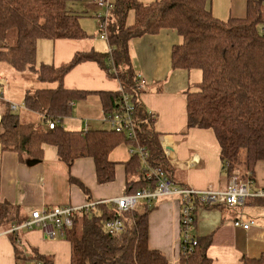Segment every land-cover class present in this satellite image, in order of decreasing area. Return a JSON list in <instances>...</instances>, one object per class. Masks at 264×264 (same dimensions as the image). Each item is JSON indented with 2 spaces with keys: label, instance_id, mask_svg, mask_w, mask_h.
<instances>
[{
  "label": "trees",
  "instance_id": "obj_1",
  "mask_svg": "<svg viewBox=\"0 0 264 264\" xmlns=\"http://www.w3.org/2000/svg\"><path fill=\"white\" fill-rule=\"evenodd\" d=\"M76 1L0 0V61L21 72L31 70L41 82L59 83L56 88L37 89L25 97L29 110L44 114L39 126L21 122L19 114L6 105L0 121L3 150L18 151L23 161L25 155L41 158L42 146L51 144L57 148L59 159L69 166L76 158L89 156L95 161L98 181L106 183L114 179L118 164L110 159V151L117 143V136H123L130 145L142 147L148 154L145 160L138 152L132 153L124 162L127 170L124 194L154 187L155 183L145 177L147 164L163 167L173 179L172 166L155 129V119L147 115L139 98L141 91L131 65L129 42L134 37L158 33L163 28H175L182 39L173 46V67L198 68L203 72L198 90L187 94L188 128L213 129L228 177L238 175L254 180L257 164L264 161L262 0H246L245 16L228 19L213 14L209 6L211 0H153L148 3L113 0L114 7L106 21L108 52L79 51L63 65L43 63L37 66L39 40L90 37L80 23L83 15L73 8ZM131 13L133 22L129 21ZM85 60L98 62L130 92L136 107L135 118L140 123L136 140L112 129L71 131L63 126V119L73 109L72 103L92 93L69 89L62 84L69 70ZM97 92L105 111H113L118 105L120 91ZM49 120L56 123L55 128L46 125ZM131 176L137 179L131 181ZM71 180L78 182L86 194L90 193L81 181L73 177ZM255 188L258 189L256 185ZM87 199L92 201V197ZM257 199L264 201V197ZM141 203L122 213L112 202L78 210L72 227L63 236L71 242L70 264H170L163 252L149 246V215L155 202L151 205L146 201ZM116 217L124 221L125 229L111 234L106 224ZM27 219L18 207L9 202L0 203V231ZM15 233H10V237L17 243ZM196 241L190 251L184 252L182 247L180 264H213L207 254L211 237H197ZM36 260L52 264V259L45 255L38 254ZM241 260L242 264H264V253L259 257L244 256Z\"/></svg>",
  "mask_w": 264,
  "mask_h": 264
},
{
  "label": "crops",
  "instance_id": "obj_2",
  "mask_svg": "<svg viewBox=\"0 0 264 264\" xmlns=\"http://www.w3.org/2000/svg\"><path fill=\"white\" fill-rule=\"evenodd\" d=\"M141 1L148 3L153 0ZM133 20L134 15L129 21ZM181 39L175 28H163L158 33H147L130 40L131 65L136 74L146 79L139 98L146 110L155 113V129L172 166L175 184L195 189H223L230 178L221 162V147L215 132L211 128H188L187 94L198 90L203 72L198 68L173 67V46ZM92 50L106 53L109 50L108 42L100 43L93 37L80 40L41 39L37 43V66L43 63L60 66L69 62L77 52ZM0 62L1 121L6 105L14 101L8 94L9 88L12 82L21 79L13 75L15 68L7 62ZM18 72L22 77L28 74L32 76L31 83H26V86L23 84L24 104L28 92L59 86V83L41 82L31 70ZM2 81H6L8 86L3 87ZM62 84L69 89L92 92L86 98L72 103L70 115L62 122L63 126L68 122V126H64L66 129L84 131L86 123L89 130H110L104 120L105 106L97 91L118 92L124 87L119 79L110 76L98 62L85 60L69 70ZM14 111L17 112V109ZM18 114L23 123L35 126L43 123L44 114L29 110L26 105L25 110ZM116 140L109 154L112 161H118L115 177L110 182L100 183L92 157L76 158L69 166L59 159L55 146L44 144L41 158L25 155L22 161L18 151L3 150L0 139V203L9 202L18 207L22 216L30 218L32 211L37 209L58 205L82 206L88 202V197H92V201H102L124 194L127 190L124 162L130 159L131 149H134L131 147L134 146L123 136H117ZM111 154L113 157L118 154L120 158H111ZM35 159L37 161L34 162ZM58 171L60 179L56 176ZM254 176L258 190L264 191V161L257 164ZM72 177L81 181L90 193L86 194L78 182L71 180ZM129 178L131 181L137 179L135 176ZM260 197L264 196L250 197L243 205L233 208L197 205L193 233L196 238L206 235L211 237L207 254L213 264H242L244 256L259 257L264 253V202H251ZM154 204L149 215V246L163 252L170 264H180L181 201L179 197L171 196L158 199ZM252 211L258 212V216L262 214L263 218H259V222L249 229L234 226L235 219L244 218L248 216L245 212ZM9 229L0 231V264H21L23 261L42 264L36 260L38 254L52 259V264H70L71 242L60 231L52 237L41 226L24 227L16 231L15 243L7 232Z\"/></svg>",
  "mask_w": 264,
  "mask_h": 264
},
{
  "label": "built area",
  "instance_id": "obj_3",
  "mask_svg": "<svg viewBox=\"0 0 264 264\" xmlns=\"http://www.w3.org/2000/svg\"><path fill=\"white\" fill-rule=\"evenodd\" d=\"M98 9L103 12L98 14L99 32L101 37L108 40L106 31V21L109 18V13L114 7L112 0H91ZM136 85L142 92L146 85V79L140 74L136 75ZM118 105L113 111L104 113V120L108 122L110 129L117 133H124L132 140H136L138 127L140 123L135 118V102L133 101L129 91L121 87ZM140 92V94H141ZM139 94V97H140ZM11 109L16 110L18 105L10 104ZM147 115L153 120L155 113L147 110ZM56 123L52 120L48 121L50 129L55 128ZM89 129V125L85 123L84 131ZM139 150L131 149V153H139L143 158L147 159V152L142 147H137ZM145 177L155 183L154 187H147L137 190L135 193L122 194L112 199H105L102 201H88L82 206L73 205H58L53 208H45L34 210L24 223L15 225L9 229V233H13L24 227L41 226L44 231L52 237H55L60 231L62 236H65L68 228L72 227L74 222V215L81 209H93L97 204L104 202H112L116 205L119 212H128L136 208L139 200L142 199L151 205L155 200L171 196L179 197L181 201V232H182V247L183 251L187 252L197 243L193 235L194 222L196 218L197 205L211 206L223 205L225 207L233 208L243 205L250 197L264 196L263 190L255 188V181L250 178H241L238 175H233L230 181L223 189L206 188L195 189L185 185H177L169 176L168 172L163 167L152 166L147 164L145 166ZM257 221L254 218L244 219L242 217L234 220L233 224L236 227L249 229ZM107 230L111 234H116L125 229L124 221L116 217L106 224Z\"/></svg>",
  "mask_w": 264,
  "mask_h": 264
},
{
  "label": "rangeland",
  "instance_id": "obj_4",
  "mask_svg": "<svg viewBox=\"0 0 264 264\" xmlns=\"http://www.w3.org/2000/svg\"><path fill=\"white\" fill-rule=\"evenodd\" d=\"M148 1H150V0H146V2H148ZM262 3L264 5V0H262ZM209 6H211L212 12L215 16H219V17L224 18V19H228L230 16H235V17L245 16V14H246V0H211ZM73 8L76 11H78L81 15H83L80 18V23H81L82 27L86 30V32L89 34V36L97 39L98 41H100V43H107V40L101 37V33L99 32V26H98V22H99L98 14L100 12H103V10L102 9H95L94 5L91 3V0H77L74 3ZM130 17H133L132 13L130 14ZM130 17H129V19H130ZM261 31L264 34V25L261 26ZM103 51H105V48ZM0 64H2V63L0 62ZM3 65H7V64L4 63ZM7 67H9V66L7 65ZM13 71H15V73L13 75H18L19 79H21V80H18L17 82L11 81L12 85L9 88L8 94H9L11 100H14L13 102L18 105L17 112L22 113L25 110L24 97H23L24 96L23 84H24V86H26L25 85L26 83L27 84L31 83V81H32L31 77L32 76H29V74H28V75H25L24 77H22L19 74L20 72H18L16 70H13ZM1 85H3V87L8 86V83L6 81H2ZM0 96H1V93H0ZM105 125H107V124L105 123ZM64 126H68V122H65ZM108 127H109V125H108ZM131 148H134L135 151L139 150L137 147H131ZM110 156H111V158H116V157L120 158V155H118V154H115L116 157H113L112 154ZM56 176L60 179V177H61L60 171H58L56 173ZM160 199H162V198H160ZM258 200L259 199H254L251 202L253 204L258 203ZM143 201L144 200L140 199L139 203H141ZM155 202H156V200H155ZM259 202H261V201L259 200ZM262 202H264V201H262ZM37 210H40V209H37ZM257 213L258 212H255V211H252V213L245 212V214H247L248 216L245 215L244 218H248V217L250 218L251 217V218H254L255 221L259 222V220H260L259 218H263V216H262V214L258 216ZM21 264H36V263L23 261Z\"/></svg>",
  "mask_w": 264,
  "mask_h": 264
},
{
  "label": "water",
  "instance_id": "obj_5",
  "mask_svg": "<svg viewBox=\"0 0 264 264\" xmlns=\"http://www.w3.org/2000/svg\"><path fill=\"white\" fill-rule=\"evenodd\" d=\"M37 161L36 159L34 160V162Z\"/></svg>",
  "mask_w": 264,
  "mask_h": 264
}]
</instances>
